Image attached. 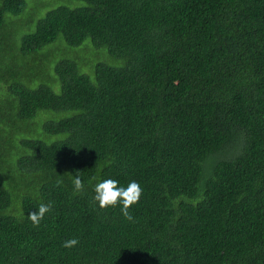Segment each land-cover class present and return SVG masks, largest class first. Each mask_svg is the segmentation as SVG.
I'll list each match as a JSON object with an SVG mask.
<instances>
[{"label": "trees", "instance_id": "obj_1", "mask_svg": "<svg viewBox=\"0 0 264 264\" xmlns=\"http://www.w3.org/2000/svg\"><path fill=\"white\" fill-rule=\"evenodd\" d=\"M73 1L23 38L30 66L61 38L127 65L0 90V264H264V0ZM26 6L0 0V32ZM108 178L141 184L134 219L95 200Z\"/></svg>", "mask_w": 264, "mask_h": 264}, {"label": "rangeland", "instance_id": "obj_2", "mask_svg": "<svg viewBox=\"0 0 264 264\" xmlns=\"http://www.w3.org/2000/svg\"><path fill=\"white\" fill-rule=\"evenodd\" d=\"M26 8L20 16L9 15L8 28L0 32V90L7 93L9 88L21 83L24 85L40 86L49 81L50 76L54 75V65L62 59L75 62L83 73L94 72L97 64L108 66L124 67L127 65L125 60L112 58L107 48H97L91 38H88L80 47L69 48L61 38L59 43H54L40 52L46 59L38 58L33 67L30 66V57H25L21 52L22 40L25 36L33 34L38 24L46 15L58 8H77L85 6L81 1L73 0H25ZM47 60V61H46ZM18 75V79L16 77ZM52 77V76H51ZM60 93V88L55 89ZM7 95V94H6ZM5 96V95H4ZM2 101H0L1 105ZM6 103V102H5ZM9 118L13 116L10 106L0 107ZM41 112L39 117H42ZM25 126V125H24ZM36 133L42 132V122L36 121L34 125ZM24 139L34 138L30 132L29 125L24 127ZM0 173L6 177L8 168L0 161Z\"/></svg>", "mask_w": 264, "mask_h": 264}, {"label": "clouds", "instance_id": "obj_3", "mask_svg": "<svg viewBox=\"0 0 264 264\" xmlns=\"http://www.w3.org/2000/svg\"><path fill=\"white\" fill-rule=\"evenodd\" d=\"M74 187L77 191L83 189L82 178L77 174L75 176ZM95 200L98 201L100 207L121 206L124 216L132 220L129 209L139 203L143 195L141 184L132 180L126 187L121 185L119 181L108 178L97 182L95 185ZM37 211L30 212L27 216L35 224L39 225L45 215L51 211L50 203H41L37 206ZM79 243L78 239L72 238L64 242V247H74Z\"/></svg>", "mask_w": 264, "mask_h": 264}]
</instances>
